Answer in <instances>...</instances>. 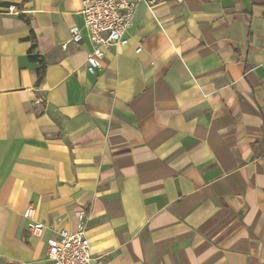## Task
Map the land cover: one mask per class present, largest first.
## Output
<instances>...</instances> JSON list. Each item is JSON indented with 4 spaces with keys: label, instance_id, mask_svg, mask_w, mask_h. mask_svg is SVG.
<instances>
[{
    "label": "crops",
    "instance_id": "1",
    "mask_svg": "<svg viewBox=\"0 0 264 264\" xmlns=\"http://www.w3.org/2000/svg\"><path fill=\"white\" fill-rule=\"evenodd\" d=\"M80 9L0 0V264L80 214L89 264H264V0H140L94 74Z\"/></svg>",
    "mask_w": 264,
    "mask_h": 264
},
{
    "label": "built area",
    "instance_id": "2",
    "mask_svg": "<svg viewBox=\"0 0 264 264\" xmlns=\"http://www.w3.org/2000/svg\"><path fill=\"white\" fill-rule=\"evenodd\" d=\"M139 1L81 0L80 13L83 18V29L76 25L70 26L69 38L62 47L65 49L68 43H81L85 31L91 44V50L86 56V71L94 74L100 67L107 50L128 43L126 33ZM144 1L153 2V0ZM139 50L140 47H137L136 51ZM33 215L34 207L29 205L24 210V216L32 218ZM79 220L80 224L75 232L61 228L55 240L47 241L45 258L40 264H89L94 259L89 238L82 224L83 214L79 215ZM43 227L42 223L33 224L29 232L34 236H39Z\"/></svg>",
    "mask_w": 264,
    "mask_h": 264
},
{
    "label": "trees",
    "instance_id": "3",
    "mask_svg": "<svg viewBox=\"0 0 264 264\" xmlns=\"http://www.w3.org/2000/svg\"><path fill=\"white\" fill-rule=\"evenodd\" d=\"M30 40L32 43L30 48L28 49L27 57L28 60L38 63V67L36 69L37 72L36 84H39L41 80L44 78L46 65L44 58L41 55H39L37 52H35L37 45L35 38L30 35Z\"/></svg>",
    "mask_w": 264,
    "mask_h": 264
}]
</instances>
